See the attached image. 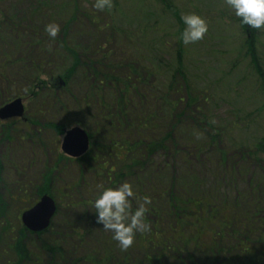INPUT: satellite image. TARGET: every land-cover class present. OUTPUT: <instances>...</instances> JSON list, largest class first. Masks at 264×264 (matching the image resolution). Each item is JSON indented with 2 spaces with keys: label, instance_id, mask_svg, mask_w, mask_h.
<instances>
[{
  "label": "rangeland",
  "instance_id": "obj_1",
  "mask_svg": "<svg viewBox=\"0 0 264 264\" xmlns=\"http://www.w3.org/2000/svg\"><path fill=\"white\" fill-rule=\"evenodd\" d=\"M93 3L94 0H0V67L4 74L3 79L0 77V107L22 98V118L25 115L28 120H35V124L20 118L13 120L10 139H4L0 133V188L5 196L7 191L17 194L13 200L6 198L14 210L7 218L8 226L13 233L20 229V214L38 201L35 187L41 184L42 176L51 167H55L50 186L56 195V198L52 196L56 212L59 206L62 208L52 217V226L49 225L44 234L35 236L38 234L25 232L23 241L29 246L28 252L33 258L41 259H33L30 264H46L42 259L46 255L35 249L39 241L60 239L62 250L66 252L64 249L69 247L68 242H77L76 235L83 231L82 226L64 230L63 216L70 222L76 219L79 223L75 216L82 212V206H76L70 212L66 210L62 206L63 198L58 196L62 192H71L62 187L76 184L79 195L88 199L97 193L96 186L104 182L85 165L58 159L64 155L60 144L65 131L73 127L91 131L92 125L95 131L94 124L102 122V117L112 105L114 85L101 84V77L90 68L98 67L102 72L108 71L125 79L130 75L126 66L131 64L152 70L160 63L174 64V56L180 47L184 69L191 78L193 90L204 92L206 97L200 98L201 104H208L206 112L216 123L228 125L236 114L251 112L260 104L254 96L253 75L248 69V61L239 52L246 34L240 31L239 18L232 14L224 0H113L112 9L105 11L95 10ZM191 12L207 20L208 31L202 40L185 45L179 38L184 27L181 15ZM51 22L60 26L55 39L44 31L45 25ZM257 35L264 45V29L257 30ZM37 40L41 45L30 47V43ZM70 50L80 55L77 65H73ZM38 61L41 62L39 67ZM73 67L66 88L62 89L64 85H60L55 95L47 88L38 89L35 97L25 94L29 84H34L35 77L46 80L50 87L53 86L51 77L63 82L65 74ZM148 85L146 90L161 94L166 79L164 76L150 78ZM6 122L8 120H0V125ZM57 125L63 127L62 132L58 133ZM253 127L259 132L258 127ZM104 134V130H99L95 136L96 143H101L102 147L105 145ZM177 134L181 138H203L190 123L181 125ZM130 138L133 140L134 137ZM121 140L124 141L125 137L121 136ZM124 148V143L116 147L122 155ZM120 160L113 159L107 164L119 170L123 164ZM169 171L165 165L153 175V181L166 183V172ZM176 171L183 176L185 167L178 166ZM185 173L190 174L191 170L187 167ZM194 173L205 183L207 175L208 182L217 179V174L212 169L208 172L207 167ZM254 173L259 175L256 171ZM139 179L147 185L145 193L151 194L154 189H148L151 180ZM126 180L136 191V180ZM245 181L240 177L236 186L229 184L233 194L239 188L247 190ZM88 209L92 216V208ZM93 229L92 238L86 237L77 249L71 250L70 257L83 259L86 254H91V248L101 247L97 237L107 231L102 226ZM58 234L63 235L58 238ZM8 235L4 234L0 240V264H12L16 260L6 246L10 242ZM132 250L133 254L139 251L136 248Z\"/></svg>",
  "mask_w": 264,
  "mask_h": 264
},
{
  "label": "trees",
  "instance_id": "obj_2",
  "mask_svg": "<svg viewBox=\"0 0 264 264\" xmlns=\"http://www.w3.org/2000/svg\"><path fill=\"white\" fill-rule=\"evenodd\" d=\"M238 25L240 31L246 34L239 52L248 61V69L253 75L251 82L254 96L260 104L251 112L236 114L225 126L216 123L206 112L208 104H201L200 98L206 97L204 92L193 90L191 78L184 69L180 47L174 56V64L160 63L154 66L153 70L131 64L126 66L130 75L125 79L115 77L108 71L102 72L98 67L90 68L96 76L101 77V84L114 85L115 96L112 105L102 117V122L94 124L95 131L93 125L91 131H87L91 141L89 151L80 158L73 159L63 155L58 159L85 165L86 169L93 170L100 176L104 181L100 184L105 186H116L124 181L128 182L126 178H134L137 182V195H147L151 198L145 220L150 225V231L137 233L133 245L126 251H122L111 238V234L105 232L106 234L97 237L100 248H91V254H86L83 259L70 257L71 250L77 249V246L86 241V237L92 238L93 228H101L102 225L96 223L95 210L92 207L97 193L92 198L85 199L79 195L76 184L65 185L62 189H68L71 194L59 193L58 198H63L62 206L69 212L76 206H82V212L75 216L80 220L79 223L76 219L70 222L63 216L64 230L82 226L83 231L78 235L74 232L77 242H68L69 247L64 249L66 252L62 250L60 239L39 241L35 249L46 255L42 257L43 262L264 264V45L258 39L257 29L241 25L239 20ZM39 41L31 42L30 47L41 45ZM69 52L74 59L73 65H77L80 55L73 50ZM37 64L39 67L41 62L38 61ZM1 68L0 77L3 79ZM73 71L74 67L65 74L67 76L63 82L51 77L53 86L50 87L46 80L35 77L34 84H29L25 94L35 97L38 95V89L47 88L55 95L60 85H64L61 86L62 89L66 88ZM157 76H164L166 79V86L161 94L146 90L150 78ZM26 121L35 124V120ZM188 123L203 138H181L177 130L181 125ZM13 124V120H10L0 125V133L4 139L13 136ZM253 126L258 127L259 132ZM55 128L58 133L63 131L62 126L57 125ZM99 130L105 132L103 147L95 141ZM121 136L125 137L124 141ZM131 136L134 137L133 140ZM123 143L125 148L122 155L116 147ZM113 159L122 160L120 162L123 164L119 170L107 164ZM165 165L170 168V171L166 172L167 181L157 184L153 181V175ZM178 166L185 167L183 176L178 175ZM187 167L191 170L190 174L185 173ZM206 167L208 172L212 169L217 174L215 181L208 182L207 175L205 183L194 173ZM54 169L55 167H51L46 170L41 184L35 187L37 198L43 194L56 198L50 186ZM140 177L151 180L148 187L149 190L154 187L151 194L145 193L147 185L140 182ZM240 177L246 180L244 183L247 190L239 188L233 194L229 184L236 186ZM6 194L5 196L0 188V240L4 234H9L10 242L6 246L16 258L12 264H30L33 259L40 261L37 256L33 258L28 252L29 246L23 241L25 232L28 231L23 226L15 233L10 230L7 218L14 210H11L6 198L13 200L17 194L10 191ZM136 201L132 200L133 209L137 206ZM90 207L92 216L89 214ZM60 209L62 208L59 206L55 216ZM47 230L35 236H40ZM62 235L58 234V238ZM133 248L139 251L133 254Z\"/></svg>",
  "mask_w": 264,
  "mask_h": 264
},
{
  "label": "clouds",
  "instance_id": "obj_3",
  "mask_svg": "<svg viewBox=\"0 0 264 264\" xmlns=\"http://www.w3.org/2000/svg\"><path fill=\"white\" fill-rule=\"evenodd\" d=\"M232 14L239 18L241 25L250 29H264V0H224ZM92 7L98 11L111 10L113 0H94ZM183 30L180 40L183 44H193L204 38L208 31L207 20L198 13L191 12L181 15ZM44 31L55 39L60 26L51 22L45 25ZM97 195L92 201L96 223L111 233V238L117 242L122 251L129 249L137 233L150 231V225L145 222L151 198L147 195L139 197L131 183L124 181L116 186L98 184ZM137 200L133 209L132 200Z\"/></svg>",
  "mask_w": 264,
  "mask_h": 264
},
{
  "label": "water",
  "instance_id": "obj_4",
  "mask_svg": "<svg viewBox=\"0 0 264 264\" xmlns=\"http://www.w3.org/2000/svg\"><path fill=\"white\" fill-rule=\"evenodd\" d=\"M24 107L21 98H16L0 107V119L7 120L23 117ZM89 148V136L80 127H73L65 131L60 144L61 151L68 157L79 158ZM56 212L55 200L47 195H42L29 209L20 216L22 225L33 233L45 230Z\"/></svg>",
  "mask_w": 264,
  "mask_h": 264
}]
</instances>
